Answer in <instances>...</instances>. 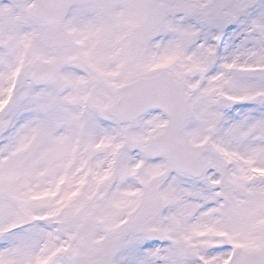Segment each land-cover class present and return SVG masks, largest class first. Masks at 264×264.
<instances>
[{"label": "snow or ice", "instance_id": "obj_1", "mask_svg": "<svg viewBox=\"0 0 264 264\" xmlns=\"http://www.w3.org/2000/svg\"><path fill=\"white\" fill-rule=\"evenodd\" d=\"M0 264H264V0H0Z\"/></svg>", "mask_w": 264, "mask_h": 264}]
</instances>
